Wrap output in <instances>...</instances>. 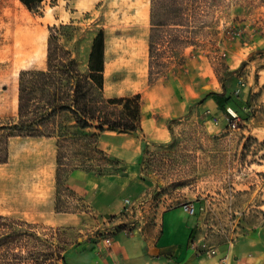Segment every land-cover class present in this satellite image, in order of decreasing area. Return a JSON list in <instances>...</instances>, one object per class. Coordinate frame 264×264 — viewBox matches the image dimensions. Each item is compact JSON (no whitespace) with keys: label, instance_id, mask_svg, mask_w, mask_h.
I'll list each match as a JSON object with an SVG mask.
<instances>
[{"label":"rangeland","instance_id":"obj_1","mask_svg":"<svg viewBox=\"0 0 264 264\" xmlns=\"http://www.w3.org/2000/svg\"><path fill=\"white\" fill-rule=\"evenodd\" d=\"M151 9V0H47L34 13L0 0V127L16 119L19 72L46 68L52 25H71L62 45L83 73L102 30L105 97L141 96L136 131L100 134L99 146L115 164L98 173L96 159L85 171L130 200L131 209L123 211L127 222H102L91 214L70 226L39 223L41 234L53 228L67 250L104 239L108 229L144 233L158 214L184 204L202 209L200 231L213 243L264 225V167H256L264 165V0H166L152 20ZM211 91L225 92L226 110L206 97ZM7 133L0 131V139ZM133 147L137 153L127 155ZM64 189L61 207L90 212ZM87 246L78 261L66 254L67 264L88 262Z\"/></svg>","mask_w":264,"mask_h":264},{"label":"trees","instance_id":"obj_2","mask_svg":"<svg viewBox=\"0 0 264 264\" xmlns=\"http://www.w3.org/2000/svg\"><path fill=\"white\" fill-rule=\"evenodd\" d=\"M30 12L40 13L46 0H19ZM166 0H151V20ZM175 0H172L174 2ZM71 25L48 27L46 68L22 70L18 74L16 119L8 127L7 137H55L57 139L56 211L60 206V189L72 194L65 186L68 174L74 170L93 169L99 159L98 173L109 170L115 160L98 147L100 134L107 130L134 132L140 126L142 101L139 94L115 98L103 96L104 33L94 37L83 73L71 52L62 45ZM153 27L148 38L149 81ZM206 97L226 110L225 92L211 91ZM96 129L97 133L85 130ZM7 158L2 150L0 162ZM65 158H71L68 163ZM67 166V167H65ZM41 224L0 215V264H67V247L53 228L40 233ZM46 236V237H44Z\"/></svg>","mask_w":264,"mask_h":264},{"label":"crops","instance_id":"obj_3","mask_svg":"<svg viewBox=\"0 0 264 264\" xmlns=\"http://www.w3.org/2000/svg\"><path fill=\"white\" fill-rule=\"evenodd\" d=\"M14 1L23 6L19 0ZM104 73L105 69V97ZM15 98L17 113V92ZM100 138L98 147L106 153V149L99 146ZM0 144L4 145L1 148L6 149L7 154L6 161L0 162V215L51 227L74 225L83 215L88 217L91 214L102 222H109L114 217L117 223L127 222L126 213L123 212L125 199L118 196L119 190L114 185H109L111 190H108L105 179L83 170L68 174L65 186L72 191V196H78L88 205L85 208L90 212L73 213L68 208L67 212L56 211L55 137L6 136L0 139ZM136 149L129 148L126 154ZM256 167L264 165L258 164ZM256 182L250 181L245 187L249 189ZM10 187L14 188V192L5 197L4 192ZM191 205L196 209L194 215L178 206L158 214L154 219L156 225L144 233L140 232V228L118 232L108 229L103 237L111 239L109 244L105 238H98L88 244L76 245L72 250L68 249L66 254L68 258L78 261L83 254V246L88 245L89 261L84 258L81 264H264V225L213 243L200 231L202 209ZM108 232L114 233L108 235ZM210 249H215V254L210 255Z\"/></svg>","mask_w":264,"mask_h":264},{"label":"built area","instance_id":"obj_4","mask_svg":"<svg viewBox=\"0 0 264 264\" xmlns=\"http://www.w3.org/2000/svg\"><path fill=\"white\" fill-rule=\"evenodd\" d=\"M131 202H130V200H128V199H125L124 200V209H123V211H125V212H128V210H130L131 209ZM182 208H183V210L185 211V212H187L188 214H190V215H194L195 213H196V209H195V207L194 206H192L191 204H184V205H182ZM124 229H126V228H124ZM130 230V229H129ZM105 242L107 243V244H109L110 242H111V239L110 238H105ZM228 242L230 243L231 242V240H228ZM215 249H210L209 250V254L210 255H213V254H215Z\"/></svg>","mask_w":264,"mask_h":264}]
</instances>
